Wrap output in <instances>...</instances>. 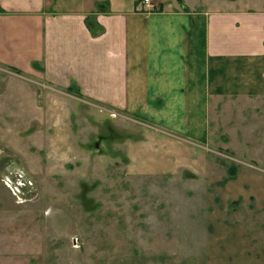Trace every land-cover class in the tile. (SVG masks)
I'll return each mask as SVG.
<instances>
[{
    "label": "rangeland",
    "instance_id": "rangeland-1",
    "mask_svg": "<svg viewBox=\"0 0 264 264\" xmlns=\"http://www.w3.org/2000/svg\"><path fill=\"white\" fill-rule=\"evenodd\" d=\"M15 69L0 64V240L29 255L0 264H207L209 209L264 236L252 194L217 193L264 176V97H222L193 139Z\"/></svg>",
    "mask_w": 264,
    "mask_h": 264
},
{
    "label": "crops",
    "instance_id": "crops-1",
    "mask_svg": "<svg viewBox=\"0 0 264 264\" xmlns=\"http://www.w3.org/2000/svg\"><path fill=\"white\" fill-rule=\"evenodd\" d=\"M158 3L147 12L137 0H0V64L204 138L219 99L264 97V0ZM248 177L217 193L249 192L264 211V176ZM227 216L208 211L207 264H264V236ZM19 254L29 255L22 241L0 240V259Z\"/></svg>",
    "mask_w": 264,
    "mask_h": 264
},
{
    "label": "built area",
    "instance_id": "built-area-1",
    "mask_svg": "<svg viewBox=\"0 0 264 264\" xmlns=\"http://www.w3.org/2000/svg\"><path fill=\"white\" fill-rule=\"evenodd\" d=\"M137 2L141 11H153L159 6L158 0H137ZM7 186L14 190V192L16 191L10 180L8 181Z\"/></svg>",
    "mask_w": 264,
    "mask_h": 264
},
{
    "label": "trees",
    "instance_id": "trees-1",
    "mask_svg": "<svg viewBox=\"0 0 264 264\" xmlns=\"http://www.w3.org/2000/svg\"><path fill=\"white\" fill-rule=\"evenodd\" d=\"M0 12H3V10L0 8ZM14 70H16L15 68H14ZM16 71H18L19 72V70H16ZM235 173V171L234 172H232V174L231 175H233ZM233 203H235V202H233ZM233 203H231V204H233Z\"/></svg>",
    "mask_w": 264,
    "mask_h": 264
}]
</instances>
